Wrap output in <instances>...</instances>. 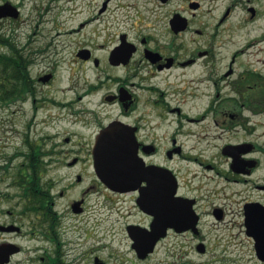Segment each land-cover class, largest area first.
Wrapping results in <instances>:
<instances>
[{
	"label": "flooded vegetation",
	"instance_id": "af4514ba",
	"mask_svg": "<svg viewBox=\"0 0 264 264\" xmlns=\"http://www.w3.org/2000/svg\"><path fill=\"white\" fill-rule=\"evenodd\" d=\"M41 1L0 0V264H264V0H96L72 52L87 75L63 98L64 48L23 40ZM112 122L135 139L130 189L92 166ZM110 213L128 250L90 260L87 224Z\"/></svg>",
	"mask_w": 264,
	"mask_h": 264
},
{
	"label": "rangeland",
	"instance_id": "374dc122",
	"mask_svg": "<svg viewBox=\"0 0 264 264\" xmlns=\"http://www.w3.org/2000/svg\"><path fill=\"white\" fill-rule=\"evenodd\" d=\"M49 0H42L39 3L37 11L30 10L33 3L27 2L25 8L23 9V19L27 18V23L23 24L22 32L24 34L25 40L27 35H31L32 39H38V42L43 43H54L55 45L64 48L62 63L57 70V81L55 85L60 90L56 95L57 97H74L72 92L67 91L66 93H61L70 83V76L73 72L75 74L72 77L75 78H85L87 75V64L81 59L72 60L74 56V47L79 44L87 42V27L81 29L78 28V22L87 19V15L92 14V10L96 6V0H57L53 2H48ZM115 0H112L114 2ZM34 31V32H33ZM6 52V48H0V53ZM0 133V143L2 141ZM64 149H69L65 147ZM77 148L73 149L76 150ZM15 167L17 164L13 165ZM77 168L67 169L65 167H59L58 169H51V171H56L57 175H62L63 173L76 172ZM91 169L87 167V185L89 183H96L94 176H92ZM97 184V183H96ZM92 194L87 197V206H92L93 196L95 195V190H101L103 187L99 184L94 186ZM90 209V208H88ZM89 213V212H88ZM117 214L110 213L109 220L100 224L97 228L94 224H87V257L91 260L95 255L100 259L109 258V254L114 252L118 253L121 249L125 252L128 250V241L125 237L124 231V218L116 217ZM131 219H135L132 217ZM99 230V232H98ZM79 239H77L78 243ZM122 243V245L120 244ZM77 251L76 256L78 257L81 252L79 245L76 244ZM85 246H82L84 249ZM186 250V249H185ZM164 253L163 247H160L154 257H162ZM79 264H86V260L77 259ZM109 264L113 262V259H108Z\"/></svg>",
	"mask_w": 264,
	"mask_h": 264
},
{
	"label": "water",
	"instance_id": "95a60500",
	"mask_svg": "<svg viewBox=\"0 0 264 264\" xmlns=\"http://www.w3.org/2000/svg\"><path fill=\"white\" fill-rule=\"evenodd\" d=\"M7 4L0 5V15H4ZM132 131L128 126H120L118 122L109 123L97 135L96 142L93 147L94 170L96 176L113 189H130L133 188L135 182L143 180L142 174L136 176L134 163L136 160V145ZM146 180H148L146 178ZM148 206V205H147ZM150 210V209H149ZM156 212L163 210L155 209ZM157 227H153L149 232V250H151L160 232L156 231ZM130 231H134L137 236L144 237L139 226L130 225ZM160 234H163L162 232Z\"/></svg>",
	"mask_w": 264,
	"mask_h": 264
},
{
	"label": "trees",
	"instance_id": "16d2710c",
	"mask_svg": "<svg viewBox=\"0 0 264 264\" xmlns=\"http://www.w3.org/2000/svg\"><path fill=\"white\" fill-rule=\"evenodd\" d=\"M0 60L3 61L4 58H3V57H0ZM1 76L3 77V73H1ZM29 166H30V168H29L30 171H33V172L36 171V169H35V166H36V165L31 164V165H29Z\"/></svg>",
	"mask_w": 264,
	"mask_h": 264
}]
</instances>
